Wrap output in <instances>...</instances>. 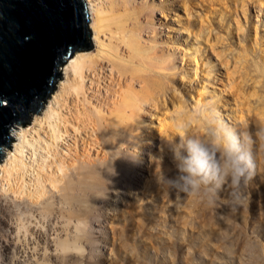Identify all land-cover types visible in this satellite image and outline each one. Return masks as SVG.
<instances>
[{
  "label": "rangeland",
  "instance_id": "374dc122",
  "mask_svg": "<svg viewBox=\"0 0 264 264\" xmlns=\"http://www.w3.org/2000/svg\"><path fill=\"white\" fill-rule=\"evenodd\" d=\"M154 6L166 8L170 19L164 22L163 15L154 16ZM131 8L142 24H154L162 35H169L172 69L159 76L160 87L150 89L159 104L142 116L137 133L142 140L135 142L128 156L131 166L124 176L125 187L114 193L115 206L99 208L108 218L99 216L105 221L101 224L105 234L96 232L94 238L108 244L112 264H264V0H133L126 7L128 13ZM86 13L90 51L95 52L92 17ZM227 67L230 79L241 83L237 96L213 81V77L224 79ZM203 86L211 93L208 102L219 112L222 104H228L231 116L221 112L218 117L212 108L209 111L217 116L211 114L207 123L194 111V101L199 96L204 101ZM219 122L250 150L255 164L251 180L235 190L225 187L212 206L205 188L198 197L179 198L159 186L156 177L161 172L176 173L172 149L181 138L197 139L221 155L216 144ZM6 151L3 148V158ZM147 176L153 180L145 191L142 182Z\"/></svg>",
  "mask_w": 264,
  "mask_h": 264
},
{
  "label": "bare ground",
  "instance_id": "6f19581e",
  "mask_svg": "<svg viewBox=\"0 0 264 264\" xmlns=\"http://www.w3.org/2000/svg\"><path fill=\"white\" fill-rule=\"evenodd\" d=\"M83 4L92 17L96 51L74 53L46 107L27 127L14 124L8 132L11 152L7 149L0 162V264H112L108 244L94 238L96 232L105 234L99 216L108 218L99 208L115 206L114 193L125 187L128 156L142 140L137 134L142 116L158 102L150 89L160 87L159 76L172 69L170 39L154 24H142L133 8L128 13L133 0ZM153 8L154 16L170 19L166 8ZM228 71L213 81L237 96L241 83ZM201 90L204 101L199 96L194 111L207 123L211 114L217 116L212 108L218 117L231 112L228 104L219 112L208 102L207 87ZM148 176L145 191L152 187Z\"/></svg>",
  "mask_w": 264,
  "mask_h": 264
},
{
  "label": "water",
  "instance_id": "95a60500",
  "mask_svg": "<svg viewBox=\"0 0 264 264\" xmlns=\"http://www.w3.org/2000/svg\"><path fill=\"white\" fill-rule=\"evenodd\" d=\"M87 24L82 0H0V162L3 148L11 152L9 129L27 127L63 64L92 50Z\"/></svg>",
  "mask_w": 264,
  "mask_h": 264
},
{
  "label": "clouds",
  "instance_id": "9594fccd",
  "mask_svg": "<svg viewBox=\"0 0 264 264\" xmlns=\"http://www.w3.org/2000/svg\"><path fill=\"white\" fill-rule=\"evenodd\" d=\"M216 144L218 150H222L219 157L216 151L210 152L201 141L181 138L172 149L175 175L161 172L156 177L157 184L179 198L198 197L201 189L205 188L210 194L209 206L214 204L225 187L235 190L242 182L246 185L255 168L250 150L245 149L240 138L223 122H219Z\"/></svg>",
  "mask_w": 264,
  "mask_h": 264
}]
</instances>
